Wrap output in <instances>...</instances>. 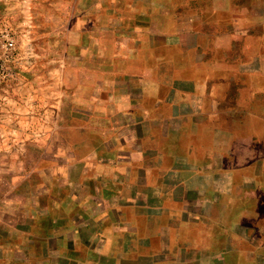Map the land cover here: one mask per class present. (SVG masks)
I'll return each instance as SVG.
<instances>
[{"label": "crops", "instance_id": "0c3cea01", "mask_svg": "<svg viewBox=\"0 0 264 264\" xmlns=\"http://www.w3.org/2000/svg\"><path fill=\"white\" fill-rule=\"evenodd\" d=\"M22 3L61 92L0 264H264V0Z\"/></svg>", "mask_w": 264, "mask_h": 264}, {"label": "rangeland", "instance_id": "374dc122", "mask_svg": "<svg viewBox=\"0 0 264 264\" xmlns=\"http://www.w3.org/2000/svg\"><path fill=\"white\" fill-rule=\"evenodd\" d=\"M17 1L14 5H8L15 11L13 18L5 14L4 7L2 10L5 14L3 24L17 32L16 48L20 58L17 79L0 86V187L2 188L5 187L6 181H21L26 165L40 164L42 157L53 156L52 149L47 148L46 152H41L38 144L39 136H42L44 143L46 141L53 143L50 140L52 129L58 127L53 124L57 116V107L53 99L50 101L48 99L53 95L59 96L60 94L57 93L61 92L54 87V84H58L54 81L56 78L47 75L57 68V63L52 59L54 46H43L33 38L31 33L35 28L31 19L33 13L27 12L29 6L22 3L23 0ZM30 33L32 38L29 37ZM43 48L50 51L49 57L52 60L43 56ZM43 67L51 70L43 74L41 69ZM69 77L67 75L62 78L65 81L62 85H68Z\"/></svg>", "mask_w": 264, "mask_h": 264}, {"label": "built area", "instance_id": "2783aa9c", "mask_svg": "<svg viewBox=\"0 0 264 264\" xmlns=\"http://www.w3.org/2000/svg\"><path fill=\"white\" fill-rule=\"evenodd\" d=\"M16 36L12 27L0 24V86L17 79L19 74L20 58Z\"/></svg>", "mask_w": 264, "mask_h": 264}]
</instances>
